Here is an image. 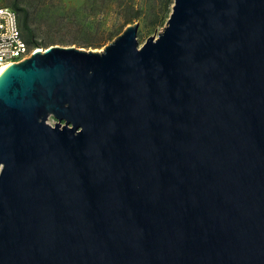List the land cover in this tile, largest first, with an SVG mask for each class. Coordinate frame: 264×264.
Here are the masks:
<instances>
[{
	"label": "water",
	"instance_id": "95a60500",
	"mask_svg": "<svg viewBox=\"0 0 264 264\" xmlns=\"http://www.w3.org/2000/svg\"><path fill=\"white\" fill-rule=\"evenodd\" d=\"M137 29L0 73V264H264V0Z\"/></svg>",
	"mask_w": 264,
	"mask_h": 264
},
{
	"label": "rangeland",
	"instance_id": "374dc122",
	"mask_svg": "<svg viewBox=\"0 0 264 264\" xmlns=\"http://www.w3.org/2000/svg\"><path fill=\"white\" fill-rule=\"evenodd\" d=\"M12 1L0 0V6H11ZM17 1L33 19V39L37 42L35 46L41 50L50 45L102 50L129 24L124 23L127 13L123 9L125 3L141 11L139 19L134 20L138 22V44L148 36H157L166 23L163 16L165 0H110L107 5L98 7V3L95 8H91L85 0Z\"/></svg>",
	"mask_w": 264,
	"mask_h": 264
},
{
	"label": "built area",
	"instance_id": "2783aa9c",
	"mask_svg": "<svg viewBox=\"0 0 264 264\" xmlns=\"http://www.w3.org/2000/svg\"><path fill=\"white\" fill-rule=\"evenodd\" d=\"M39 50L25 39L17 11L9 5L0 6V67L22 61Z\"/></svg>",
	"mask_w": 264,
	"mask_h": 264
},
{
	"label": "trees",
	"instance_id": "16d2710c",
	"mask_svg": "<svg viewBox=\"0 0 264 264\" xmlns=\"http://www.w3.org/2000/svg\"><path fill=\"white\" fill-rule=\"evenodd\" d=\"M85 1L87 4L90 5L91 8H95V6L98 3H99V5H97L98 7H100L101 5H107L110 0H106L105 3L103 2V0H101V2H99V0H85ZM172 3H173V0H165L164 9H163V12H164L163 16L165 19H167L168 15H169ZM125 5L126 6L123 9L126 10L127 13L124 16V23L125 24L133 23L134 20L139 19L141 11L138 8H133L132 5H128L127 3H125ZM11 6L18 13L20 24H21V27L23 29V33H24V37H25L26 41L31 46H35L37 44V42L33 39L34 29L31 27V23H32L33 19L31 18L29 12L27 11L26 8L21 7L17 0H13L11 2ZM129 8H130V10H129ZM87 45H89V44H87Z\"/></svg>",
	"mask_w": 264,
	"mask_h": 264
},
{
	"label": "bare ground",
	"instance_id": "6f19581e",
	"mask_svg": "<svg viewBox=\"0 0 264 264\" xmlns=\"http://www.w3.org/2000/svg\"><path fill=\"white\" fill-rule=\"evenodd\" d=\"M41 50V49H39ZM42 51V50H41ZM5 69V67H0V73Z\"/></svg>",
	"mask_w": 264,
	"mask_h": 264
}]
</instances>
